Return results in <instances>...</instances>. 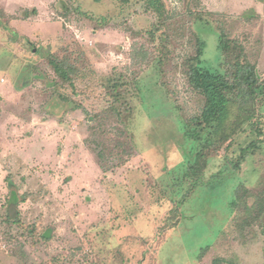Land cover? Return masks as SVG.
Here are the masks:
<instances>
[{
	"label": "rangeland",
	"instance_id": "obj_1",
	"mask_svg": "<svg viewBox=\"0 0 264 264\" xmlns=\"http://www.w3.org/2000/svg\"><path fill=\"white\" fill-rule=\"evenodd\" d=\"M163 2L161 19L134 0H0V264H264V216L245 223L231 204L240 184L264 188V142L231 164L264 138V0ZM218 26L263 92L258 122L202 156L185 62L199 36L202 66L222 72ZM50 53L79 71L76 92ZM119 74L137 92L129 116L97 86Z\"/></svg>",
	"mask_w": 264,
	"mask_h": 264
},
{
	"label": "trees",
	"instance_id": "obj_2",
	"mask_svg": "<svg viewBox=\"0 0 264 264\" xmlns=\"http://www.w3.org/2000/svg\"><path fill=\"white\" fill-rule=\"evenodd\" d=\"M124 4H129L131 0H121ZM133 1V0H132ZM142 1L145 6L157 14L161 19L164 18L166 7L163 0H134ZM201 20V17L198 18ZM218 48L221 54V61L218 63L221 71L211 72L202 66L205 42L199 36L196 37L195 54L190 56L185 65L187 67V82L189 86L203 99V106L198 115L192 116L186 120V126L192 130V137L199 141L201 155L202 151H209L213 146L220 148L227 144L226 148L232 143V137L241 128L242 125L256 120L258 115V99L260 92H263L262 81L257 73L256 64L248 59L245 48L237 39L228 37L222 27H217ZM48 60L59 80L69 85L76 92L75 80L79 71L65 61L57 58L51 53ZM103 90V95L108 96L113 102L108 104L107 110L120 116L133 114V105L129 97L136 93L133 84L125 80L122 74L110 76L105 84H97ZM66 100H69L66 98ZM120 103L116 106L115 103ZM79 108L83 106L77 104ZM75 108V107H74ZM85 110V109H84ZM257 123L258 121H253ZM258 134L263 135L261 128ZM264 142V138H257L248 146L241 149L238 159L231 163L233 167L239 168L250 153L255 152V148L260 147L259 143ZM197 165L189 164L187 172L196 182L200 173H197ZM8 184L14 187L13 181L8 180ZM191 190V189H190ZM14 191V190H12ZM13 193V192H12ZM235 199L231 202L234 210L242 211L246 214L245 223L253 219H260L264 216V188L258 193L252 191L244 184H240L236 190ZM18 203L25 199V194H20ZM253 196L255 198L252 204L247 203V199ZM172 220L169 219L168 226L177 223V209H172ZM18 223V218L13 219ZM29 233H32L31 231ZM49 239V231L41 236ZM206 249V248H205ZM203 249V250H205ZM202 253V252H201ZM214 264H219L220 259H213Z\"/></svg>",
	"mask_w": 264,
	"mask_h": 264
}]
</instances>
